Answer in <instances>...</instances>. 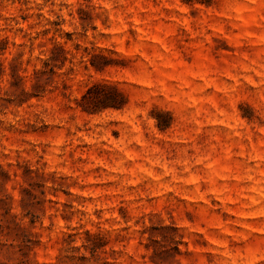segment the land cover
Instances as JSON below:
<instances>
[{
	"label": "rangeland",
	"instance_id": "1",
	"mask_svg": "<svg viewBox=\"0 0 264 264\" xmlns=\"http://www.w3.org/2000/svg\"><path fill=\"white\" fill-rule=\"evenodd\" d=\"M0 264H264V0H0Z\"/></svg>",
	"mask_w": 264,
	"mask_h": 264
}]
</instances>
